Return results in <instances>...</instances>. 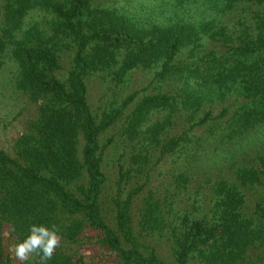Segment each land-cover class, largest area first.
Here are the masks:
<instances>
[{
  "label": "trees",
  "instance_id": "1",
  "mask_svg": "<svg viewBox=\"0 0 264 264\" xmlns=\"http://www.w3.org/2000/svg\"><path fill=\"white\" fill-rule=\"evenodd\" d=\"M240 1L246 0H223L226 7ZM30 11L40 12L42 19L15 36ZM3 15L5 39H0V49L11 44L19 65L17 85L31 97L45 99L32 128L16 140L15 154L0 149V232H7L11 243L16 246L25 239L34 223L55 224L65 238L88 226L113 253L111 264H242L256 255L260 264L262 253L256 252L264 247V195L248 211L240 186L261 180L264 153L258 156V165L238 166L233 179L214 180L206 210L196 217L184 214L180 224L172 226L173 261L153 247L142 248L130 214L137 189L125 199L115 198V226L110 224L100 206L106 175L98 135L131 94L120 107L97 118L87 98L86 76L102 70L122 81L132 69L158 66L156 78L178 81L180 99L157 92L136 102L126 126L133 134L153 110L223 101L232 95L235 107L229 115L220 118L226 107L214 115L208 109L196 124L212 119L206 124L210 132L221 130L235 137L264 125V16L254 15L233 33L226 24L211 20L142 24L96 0H6ZM205 38L214 41V47L203 52ZM69 48L71 65L60 78L56 71L62 52ZM164 125L165 120L148 127L152 140L158 139ZM189 140L187 132L171 136L164 140L162 152ZM4 247L0 242V255ZM30 257L40 262L38 256ZM47 264L71 263L56 250Z\"/></svg>",
  "mask_w": 264,
  "mask_h": 264
},
{
  "label": "rangeland",
  "instance_id": "2",
  "mask_svg": "<svg viewBox=\"0 0 264 264\" xmlns=\"http://www.w3.org/2000/svg\"><path fill=\"white\" fill-rule=\"evenodd\" d=\"M5 2L0 0V39H5L2 34ZM96 2L116 8L142 24L166 23L177 18L194 22L211 20L216 24H226L233 33L253 21L254 15L264 16V0L240 1L231 7H226L223 0ZM37 19H42L40 12L27 13L19 28L14 30L15 36L20 37L21 31ZM204 42L201 51L214 47V41L205 38ZM11 49L10 43L0 49V149L12 156L15 154L16 140L32 128L45 99L31 97L18 87L19 65ZM71 57L72 49L62 52L61 67L56 71L58 77L65 76L71 65ZM157 68L132 69L122 81H115L102 70L91 72L86 76L87 98L93 112L100 118L104 112L120 107L123 99L131 94L130 101L122 106L116 118L98 135L101 166L106 175L100 195L101 211L114 227L115 198L125 199L130 191L137 189L131 196L130 214L134 228L140 234L142 248L150 250L153 247L164 259L173 261L172 226L179 225L180 217L184 214L189 218L196 217L206 210L214 180L233 179L238 166L259 164L258 156L264 153V125L249 127L244 133L230 137L221 130L210 132L206 124L212 119H207L202 125L196 124L208 109L214 115L226 107V112L220 118L229 115L235 107L234 96L230 95L223 101L202 100L192 106L178 105L174 109L153 110L136 134L129 133L126 128L127 116L140 98L157 92H169L177 99L181 98L178 81L156 78L154 73ZM164 120L165 125L159 130L158 139L152 140L148 127ZM183 132L190 135L185 145L162 152L165 139ZM180 174L183 178H179ZM240 188L244 192L246 209L252 211L264 195V173L259 182ZM6 234L0 232V242H5L0 264H40L31 257L24 261L17 260L15 244ZM7 239L10 245H7ZM56 250L71 264H111L114 259L113 253L100 241L99 232L88 226L74 237H61ZM256 253H262L259 254L260 264H264V247ZM257 258V255L248 257L242 264H258Z\"/></svg>",
  "mask_w": 264,
  "mask_h": 264
},
{
  "label": "clouds",
  "instance_id": "3",
  "mask_svg": "<svg viewBox=\"0 0 264 264\" xmlns=\"http://www.w3.org/2000/svg\"><path fill=\"white\" fill-rule=\"evenodd\" d=\"M60 228L52 224H32L29 234L15 246V257L19 261L27 260L30 256H38L40 264H47L60 246Z\"/></svg>",
  "mask_w": 264,
  "mask_h": 264
}]
</instances>
